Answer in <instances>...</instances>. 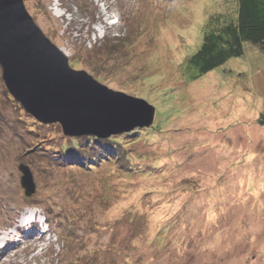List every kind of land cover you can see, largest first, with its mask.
Instances as JSON below:
<instances>
[{"label":"rangeland","instance_id":"374dc122","mask_svg":"<svg viewBox=\"0 0 264 264\" xmlns=\"http://www.w3.org/2000/svg\"><path fill=\"white\" fill-rule=\"evenodd\" d=\"M23 1L73 69L156 106L162 132L116 136L119 165H65L70 137L10 96L0 66V264H264V51L182 75L235 0Z\"/></svg>","mask_w":264,"mask_h":264},{"label":"water","instance_id":"95a60500","mask_svg":"<svg viewBox=\"0 0 264 264\" xmlns=\"http://www.w3.org/2000/svg\"><path fill=\"white\" fill-rule=\"evenodd\" d=\"M0 66L14 100L41 124L59 125L66 137L104 140L154 125V106L73 69L23 0H0ZM20 170L25 194L31 196L36 192L32 173L26 165Z\"/></svg>","mask_w":264,"mask_h":264},{"label":"trees","instance_id":"16d2710c","mask_svg":"<svg viewBox=\"0 0 264 264\" xmlns=\"http://www.w3.org/2000/svg\"><path fill=\"white\" fill-rule=\"evenodd\" d=\"M246 43L253 44L264 51V0H235L233 13L209 16L203 26L199 50L189 56L187 65L182 67L185 81L196 82L224 66L229 60L244 56ZM184 67L187 69H183ZM176 115L178 114L173 117L176 118ZM260 123L264 125V113ZM152 130L161 133L162 127H156L154 122ZM134 133L137 131L131 132L130 135ZM61 138L70 142L59 149L60 157L63 156L61 160L66 163L65 165L91 169L90 162L94 160H100L103 164L119 165L124 159V154L127 153V149L122 146L123 139L120 136L104 140L95 137L66 139L61 136ZM68 157H73L74 161H68Z\"/></svg>","mask_w":264,"mask_h":264}]
</instances>
